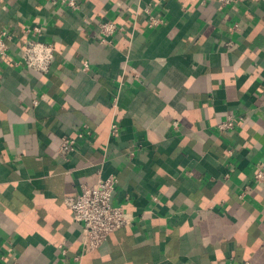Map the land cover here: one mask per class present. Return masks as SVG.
Returning a JSON list of instances; mask_svg holds the SVG:
<instances>
[{
	"label": "crops",
	"instance_id": "0c3cea01",
	"mask_svg": "<svg viewBox=\"0 0 264 264\" xmlns=\"http://www.w3.org/2000/svg\"><path fill=\"white\" fill-rule=\"evenodd\" d=\"M77 1L0 0V264H264V0ZM34 36L46 74L20 61ZM110 175L131 221L78 258L66 199Z\"/></svg>",
	"mask_w": 264,
	"mask_h": 264
},
{
	"label": "built area",
	"instance_id": "2783aa9c",
	"mask_svg": "<svg viewBox=\"0 0 264 264\" xmlns=\"http://www.w3.org/2000/svg\"><path fill=\"white\" fill-rule=\"evenodd\" d=\"M223 4L233 0H220ZM52 3H62L71 8H78L77 0H51ZM143 9L150 14L148 18L149 27L157 26L162 20L151 14L150 5L144 6ZM117 29L113 21H101L97 26V38L100 43L109 41ZM40 26L28 28V32L39 33ZM35 34V35H36ZM10 34L6 30H0V64L3 58L9 56ZM21 63L29 70H34L42 74L49 72L55 61V46L52 43L42 41L36 36L28 39V43L22 49L20 57ZM88 67L84 63V69ZM1 78V72H0ZM37 103V101H35ZM238 118L234 115L228 116L218 124L221 131L234 129ZM118 132V124L113 122L110 128V134L115 135ZM89 130L79 131L75 136H64L61 141V153L66 155L67 152L75 148L78 139L84 138L89 134ZM232 151L229 150V153ZM255 180L258 184L264 183V162L258 164L255 171ZM117 179L114 175L100 178L94 184H84L80 193L73 198H67L66 204L72 210L73 219L78 223L81 229V253L78 258L97 249L103 244L108 237L117 229L127 225L131 221L130 215L125 211L123 206L116 205L113 201Z\"/></svg>",
	"mask_w": 264,
	"mask_h": 264
}]
</instances>
